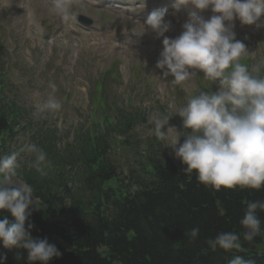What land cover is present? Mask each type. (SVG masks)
I'll return each instance as SVG.
<instances>
[{
  "label": "clouds",
  "instance_id": "1",
  "mask_svg": "<svg viewBox=\"0 0 264 264\" xmlns=\"http://www.w3.org/2000/svg\"><path fill=\"white\" fill-rule=\"evenodd\" d=\"M49 3L52 14L61 22H77L76 10L81 0ZM174 7L177 13L183 11L187 16L179 35H166L173 24L166 18L167 9L162 8L148 14L137 37L152 33L163 38L155 64L160 80L171 77L172 84L181 85L201 78L210 87L189 96L175 114L149 113L151 131L181 162L184 173L194 174L205 187L216 191L264 190V57L244 63L252 53L235 31L237 20L242 27L264 30V0H175ZM24 9L25 17L31 18L30 6ZM209 10L212 14L205 17ZM48 87L51 93L47 100L33 106L34 119L62 110L55 98L57 85L49 82ZM174 116L181 118L179 127L169 123ZM25 153L33 157L31 166L41 176L47 175L48 154L37 143H24L14 151L0 154V245L9 252L15 251L16 260L25 259L26 253L27 264H49L62 253L47 237L32 236L34 189L20 173L21 156ZM261 212L264 198L248 201L240 220L243 231L219 232L205 241L208 248L232 254L228 264H248L244 255L238 254H246L244 245L264 234ZM185 235L196 240L199 226ZM6 261L7 255L0 254V264Z\"/></svg>",
  "mask_w": 264,
  "mask_h": 264
},
{
  "label": "trees",
  "instance_id": "2",
  "mask_svg": "<svg viewBox=\"0 0 264 264\" xmlns=\"http://www.w3.org/2000/svg\"><path fill=\"white\" fill-rule=\"evenodd\" d=\"M138 120L136 115L123 116L116 129L128 138ZM4 125L10 129L3 124L1 131ZM97 126L94 124L92 132L77 134V149L66 146L87 166L77 173L79 179L84 177L78 184L69 180L72 173L66 171L57 176H41L33 169L20 171L47 207L44 212L32 211V236L47 237L62 253L49 264H228L232 254L213 252L205 241L222 231L242 232L240 220L247 202L264 198V190L216 191L200 184L194 174L190 179L178 176L169 158L164 164L155 158L152 165L163 174L161 180L139 181L140 175L134 171L128 183L140 188L114 197L103 189L118 175L116 167L103 157L110 133ZM46 140L51 149L56 141L53 132ZM57 154L48 153L50 163L63 157ZM70 182L73 191L66 188ZM62 186L70 198L68 206L60 196ZM259 215L264 227V212ZM8 218L13 219L10 214ZM196 226L200 235L193 241L185 233ZM244 247L246 254L238 255H244L248 264H264V234ZM0 254L7 255L6 264H27L26 253L25 259L16 260L15 251L0 245Z\"/></svg>",
  "mask_w": 264,
  "mask_h": 264
},
{
  "label": "rangeland",
  "instance_id": "3",
  "mask_svg": "<svg viewBox=\"0 0 264 264\" xmlns=\"http://www.w3.org/2000/svg\"><path fill=\"white\" fill-rule=\"evenodd\" d=\"M27 6H30L33 13L31 18L25 17V9L20 7L18 0H0V44H3L8 58L23 60L28 69L34 70L26 77H14V79H22L21 84L14 83V85L30 107L33 108L35 104L47 100L51 93L48 87L49 82L57 85L58 91L55 93V98L59 102L60 94L65 91L70 92L68 101L59 112V117L64 122L56 123L60 136L64 135V131L70 125L76 127L78 122H83L88 114V95L83 97L86 91L85 78L88 75L89 77L97 76L115 59L121 69V84L113 88L117 100L116 106L120 107L126 99H129V103L140 108L139 111L146 112L145 120L137 124L136 130L133 131L134 139L139 144L136 150L148 151V146L155 143L156 137L151 131L152 125L148 123L149 113L160 111L159 107H163L165 113L175 114L177 108L183 105L190 95L198 92L203 84L210 87L209 82L201 78L181 85L172 84L171 77L168 81L160 80L158 77L161 73L155 68V64L162 50V43L154 47L138 48L137 35L140 34L141 29L132 31V27L123 23V19L111 20H116L118 29L126 33L123 39L124 44L130 42L133 46L128 45L124 49L111 50L108 47L99 46L103 41L98 35L100 31L94 25L91 24L85 29L74 24L65 26L52 14L49 0H35ZM78 10L82 11V7L79 6L76 11ZM211 14L210 10L204 13L205 17ZM167 19L172 20L174 27L178 23L183 25L187 16L181 11ZM97 21L104 22L101 18H97ZM236 23L237 26H241L239 22ZM180 29L182 31V26ZM238 30L243 36L241 40L252 53V56L243 62L249 63L252 59L264 57V30L256 31L249 26H241ZM175 31L176 28H173L166 35L174 38L179 35H176ZM46 35L49 38H45ZM151 39L153 43L158 38L151 36ZM200 75L202 76V73ZM208 88L205 87L203 90ZM63 98L66 97L63 96ZM176 117H172L170 125L175 126ZM24 142L26 139L19 137L16 148ZM160 143L170 154L171 150L166 148L165 143L162 141ZM112 146L110 157L117 167L122 166L124 175H127L130 168L127 165L137 157L123 146L115 143ZM172 164L176 166V169L183 168L181 162L173 155Z\"/></svg>",
  "mask_w": 264,
  "mask_h": 264
},
{
  "label": "bare ground",
  "instance_id": "4",
  "mask_svg": "<svg viewBox=\"0 0 264 264\" xmlns=\"http://www.w3.org/2000/svg\"><path fill=\"white\" fill-rule=\"evenodd\" d=\"M29 0H25L26 3H28Z\"/></svg>",
  "mask_w": 264,
  "mask_h": 264
}]
</instances>
